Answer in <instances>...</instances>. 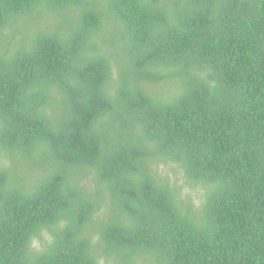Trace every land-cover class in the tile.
I'll return each instance as SVG.
<instances>
[{
	"label": "trees",
	"instance_id": "16d2710c",
	"mask_svg": "<svg viewBox=\"0 0 264 264\" xmlns=\"http://www.w3.org/2000/svg\"><path fill=\"white\" fill-rule=\"evenodd\" d=\"M0 264H264V0H0Z\"/></svg>",
	"mask_w": 264,
	"mask_h": 264
},
{
	"label": "rangeland",
	"instance_id": "374dc122",
	"mask_svg": "<svg viewBox=\"0 0 264 264\" xmlns=\"http://www.w3.org/2000/svg\"><path fill=\"white\" fill-rule=\"evenodd\" d=\"M16 25V26H14ZM17 28V32H14V29ZM8 30L11 34V40L14 38L15 41L23 38V37H28L31 34L34 33V28L31 27H26L25 24L23 23H13V25H8ZM161 171H166L168 174L174 179V180H180L182 177L181 171L177 168V166H172V167H161ZM183 185V183H180ZM203 192L202 186H198L196 188H190L187 185H184L183 193L187 194L188 197L193 198L196 202H199L198 199L201 196ZM39 242L35 241V246L34 249L39 250Z\"/></svg>",
	"mask_w": 264,
	"mask_h": 264
},
{
	"label": "clouds",
	"instance_id": "9594fccd",
	"mask_svg": "<svg viewBox=\"0 0 264 264\" xmlns=\"http://www.w3.org/2000/svg\"><path fill=\"white\" fill-rule=\"evenodd\" d=\"M32 36V34L30 35V36H28V37H25L26 39H28V38H30ZM16 45V44H15ZM14 47V46H13ZM13 47H11V48H13ZM18 47L19 48H24V47H22L21 45H18Z\"/></svg>",
	"mask_w": 264,
	"mask_h": 264
}]
</instances>
